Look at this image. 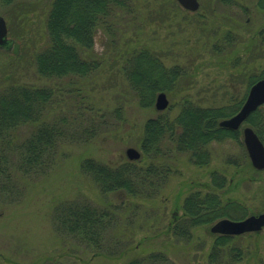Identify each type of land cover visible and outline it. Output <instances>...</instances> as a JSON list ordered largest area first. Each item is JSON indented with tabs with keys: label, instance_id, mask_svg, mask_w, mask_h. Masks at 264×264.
<instances>
[{
	"label": "rangeland",
	"instance_id": "obj_1",
	"mask_svg": "<svg viewBox=\"0 0 264 264\" xmlns=\"http://www.w3.org/2000/svg\"><path fill=\"white\" fill-rule=\"evenodd\" d=\"M50 1L17 0L0 7L14 42L9 50L0 48V89L8 84L51 87L57 103L48 119L67 116L77 135L64 136L57 163L45 175H17L12 198L0 196V264H131L155 253L167 258L158 264H264V228L231 236L215 263L208 256L219 236L211 231L217 221L193 228L189 240L167 232L172 220L184 213L185 198L193 191H208L213 172L225 177L224 187L216 189L220 200L240 205L233 220L264 213V170L254 169L248 156L243 139L247 121L238 129V139L209 144L207 167L194 165L188 153L167 142L171 173L153 198L120 191L103 194L80 167L85 158L119 165L131 160L129 148L141 153L132 161L146 163L141 150L144 125L158 110L155 105L141 107L124 77L123 54L130 48L147 47L166 67L182 69L176 90L167 94L171 118L184 97L204 107L234 106L245 99L251 76H264V40L258 33L264 30V11L258 0H198L194 12L177 0H132L130 13L117 12L112 30L101 29L93 48L81 50L86 57L101 59L100 69L86 77L61 79L41 76L35 64L49 42ZM95 122L102 125L98 135L78 142ZM32 128L17 130L18 139L28 137ZM79 199L115 214V225L98 252L55 228L56 205ZM237 251L242 258L233 255Z\"/></svg>",
	"mask_w": 264,
	"mask_h": 264
},
{
	"label": "trees",
	"instance_id": "obj_2",
	"mask_svg": "<svg viewBox=\"0 0 264 264\" xmlns=\"http://www.w3.org/2000/svg\"><path fill=\"white\" fill-rule=\"evenodd\" d=\"M16 1L0 0V7ZM258 7L264 11V0H258ZM132 9V0H51L46 16L49 42L35 57L38 73L46 78L58 79L96 73L102 66V60L86 57L81 50L93 48L101 29L112 30L114 22L111 19L117 12L130 13ZM258 33L264 40V30ZM123 55L122 72L143 108L155 105L159 93H173L176 90L173 87L183 76L182 69L166 67L147 47L130 48ZM261 78L264 76H251L250 84ZM56 97V91L47 86L8 84L0 89V196L12 198L18 187L17 175H45L57 163L60 150L66 143L64 136L69 133L77 135L74 131L76 127L72 126L67 116L48 119L49 113L55 110ZM244 100L234 106L204 107L184 97L176 117L171 118L169 105L145 122L141 140L146 160L144 165L139 164L141 159L111 166L94 158H85L80 163L81 170L89 175L103 194L120 191L132 197L153 198L171 173L172 166L166 160L169 156L166 143L174 144L179 152L188 153L194 165L207 167L211 160L210 143L239 138L238 131L224 128L220 122L235 115ZM263 107L253 112L247 122L264 143ZM101 117L103 119V115ZM26 125L33 127L31 133L25 139H18L17 130ZM101 126V123L95 122L83 133L86 138L77 141L93 140ZM157 157H161L159 162ZM224 184L225 177L213 172L212 184L206 186L208 191L191 192L185 198L184 213L172 220L167 232L189 240L195 227L213 224L223 218H235L233 213H237L235 209L240 205L230 200L223 203L216 193V189L223 188ZM53 219L57 232L98 252L101 241L114 227L116 218L112 210L96 206L87 199H79L56 205ZM230 238L216 237L208 256L211 263L217 261L220 247ZM233 255L243 256L238 251ZM166 260L162 253H155L131 264H156Z\"/></svg>",
	"mask_w": 264,
	"mask_h": 264
},
{
	"label": "water",
	"instance_id": "obj_3",
	"mask_svg": "<svg viewBox=\"0 0 264 264\" xmlns=\"http://www.w3.org/2000/svg\"><path fill=\"white\" fill-rule=\"evenodd\" d=\"M180 5L190 11H196L200 7L198 0H177ZM14 42L8 38V29L5 19L0 16V48L9 50ZM264 104V79L254 83L247 95V98L241 109L234 116L220 122V126L232 131L238 130L240 126L248 119L250 114ZM169 106V100L164 92L157 95L155 108L163 111ZM243 139L248 152L250 161L256 170H264V143L251 127L243 129ZM127 156L131 160L140 158V153L134 149L127 150ZM264 227V213L252 215L244 220L235 221L222 219L211 227L214 233L226 235H240L246 232L259 231Z\"/></svg>",
	"mask_w": 264,
	"mask_h": 264
}]
</instances>
